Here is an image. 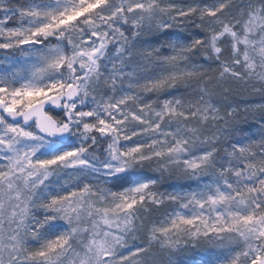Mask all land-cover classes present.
I'll use <instances>...</instances> for the list:
<instances>
[{
    "label": "snow or ice",
    "instance_id": "obj_1",
    "mask_svg": "<svg viewBox=\"0 0 264 264\" xmlns=\"http://www.w3.org/2000/svg\"><path fill=\"white\" fill-rule=\"evenodd\" d=\"M0 264H264V0H0Z\"/></svg>",
    "mask_w": 264,
    "mask_h": 264
},
{
    "label": "rangeland",
    "instance_id": "obj_2",
    "mask_svg": "<svg viewBox=\"0 0 264 264\" xmlns=\"http://www.w3.org/2000/svg\"><path fill=\"white\" fill-rule=\"evenodd\" d=\"M191 258H192L193 260H196V259H197V257H196L195 255H193Z\"/></svg>",
    "mask_w": 264,
    "mask_h": 264
}]
</instances>
